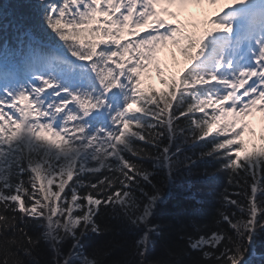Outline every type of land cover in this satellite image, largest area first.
Returning a JSON list of instances; mask_svg holds the SVG:
<instances>
[{"label":"snow or ice","instance_id":"obj_1","mask_svg":"<svg viewBox=\"0 0 264 264\" xmlns=\"http://www.w3.org/2000/svg\"><path fill=\"white\" fill-rule=\"evenodd\" d=\"M203 2L0 3V264H264V0L167 18Z\"/></svg>","mask_w":264,"mask_h":264},{"label":"trees","instance_id":"obj_2","mask_svg":"<svg viewBox=\"0 0 264 264\" xmlns=\"http://www.w3.org/2000/svg\"><path fill=\"white\" fill-rule=\"evenodd\" d=\"M19 0H0V3L4 4L5 7H8L9 3L16 4ZM184 15V12L182 13ZM190 17L195 16L194 14H190ZM191 19L186 20V14L184 15V22L189 23ZM189 63L188 59L183 55L182 52L168 56V68L170 72L173 69L174 71L180 73L181 70ZM173 74V72H172ZM152 74L145 73L142 76L143 84L142 87L145 88H155L157 91H163L164 89L159 88L158 86L154 85L151 81ZM247 145L252 147L249 142H246ZM210 147V146H209ZM208 148L202 145L193 146L190 143L185 144V152L187 155L198 156L201 151H207ZM195 154V155H194ZM220 168V162L217 159L209 158L207 160H200L197 162V167L193 169L196 173H202L205 169L209 172L214 173L213 177L210 180L205 181L202 177L196 176L193 177L194 182L198 187L204 186L205 183L210 184L216 191L223 192L224 189H228L229 192L237 191L238 189L235 188L234 185H229L228 183V176L229 173L225 171L217 172L216 169ZM124 239L128 240L129 242L134 238V233L127 232L124 234ZM260 250L258 249V252Z\"/></svg>","mask_w":264,"mask_h":264},{"label":"rangeland","instance_id":"obj_3","mask_svg":"<svg viewBox=\"0 0 264 264\" xmlns=\"http://www.w3.org/2000/svg\"><path fill=\"white\" fill-rule=\"evenodd\" d=\"M205 3H209L208 0H204ZM188 8H192V6H189ZM177 50L176 47L172 46L171 44H169V46L165 49L162 50L161 54L163 55L161 58L162 61H164V59L166 58V54L174 49ZM169 69V68H168ZM171 73V72H169ZM153 78H154V83L159 87V88H162V87H166L162 82H161V78H160V75L154 70V75H153ZM247 121L250 123L251 127H254L255 128V135L253 136L252 132L249 131V130H246L245 133H244V137L245 139H248L249 142L251 144H253L255 142V144L259 145L261 143H264L260 140V134L261 132L263 131L264 132V113L260 112V111H255L253 112L250 116L246 117ZM253 120H258L259 122L262 123V128H260V125H254L253 124ZM258 130H259V135H258ZM262 130V131H261Z\"/></svg>","mask_w":264,"mask_h":264}]
</instances>
